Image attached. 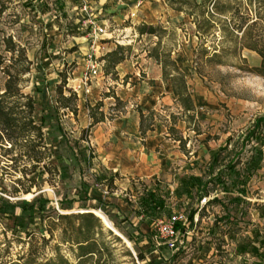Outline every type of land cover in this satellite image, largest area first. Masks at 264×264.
Here are the masks:
<instances>
[{
	"label": "rangeland",
	"instance_id": "obj_1",
	"mask_svg": "<svg viewBox=\"0 0 264 264\" xmlns=\"http://www.w3.org/2000/svg\"><path fill=\"white\" fill-rule=\"evenodd\" d=\"M108 2L106 5L101 0H94L88 4V11L97 23L101 19L108 20L105 34L96 37L95 54L99 57L120 44L129 47L124 51L126 59L115 67L112 74H105L101 67V73L90 83L89 93L79 90L77 99L71 102V106L72 103L77 106L75 114L66 108L57 109L55 99L59 84H63L64 95H69L70 88L78 84L84 74L86 53L94 38L88 32L87 15L81 2L11 0L5 3L7 8L0 14V55L8 62L10 54L4 51L3 36L10 35L25 48L32 65L30 73L23 76L22 91L31 93L37 100V112L45 116L44 141L48 149L59 153L60 158L53 160L58 174L54 175L51 170L46 177H37V185H31L28 192L32 196L26 198V193L16 194L15 188H27L31 182L21 178L17 184L15 180L21 176L19 170L23 166L29 168L31 161L22 157L13 162L10 158L17 156L18 150L4 156L0 149V176L3 177H0V196L12 203H20L44 195L52 200L49 205L57 210L63 194L72 198L79 187L86 189L93 199L84 203L76 201L72 210L60 212H79L82 204L96 206L124 237L129 234L134 240L129 246L113 232L109 235V229L98 217L103 228L96 238L103 251L93 260L99 259V264H264V257L251 251V246H256L264 255V247L259 246V241L264 239V126L257 132L258 142L255 138L245 139L255 120L264 115V77L252 69L259 65L260 57L240 47V33L237 38L229 33L223 34L217 20L209 33L197 35L191 19L162 5V0L142 1L140 6H134L142 11L140 14L123 13L122 17L110 10L124 0ZM230 2L238 7L240 14L246 15L247 12L253 17V8L245 0ZM248 8L252 12H248ZM141 23L156 26V33L139 34L136 26ZM155 47L161 56L169 53L185 74L196 107L194 117L184 116L171 94L169 83H156L158 78L161 79V69L149 56ZM62 79L64 82L61 83ZM4 80L5 74L0 68L1 88ZM165 95L170 96L167 103H158V99ZM99 101L105 118L103 123L90 126L87 105L94 106ZM139 110L144 117L152 112L151 118L144 123L152 126V130L145 135L139 131ZM173 117L177 118L175 122ZM169 126L174 128L173 134L169 133ZM95 127L111 134L117 131L116 141L135 143L138 153L148 151L157 156L160 159L158 173L150 180L138 181L136 176L120 180L118 174L115 176L107 171L97 159H85L80 168L73 167L69 148H73L76 154L81 147L93 152ZM175 137H181L184 144L174 140ZM115 140L113 138L112 142ZM132 146L125 144L123 149ZM256 152L260 155L257 156ZM213 153L215 163H211ZM134 156L137 157L136 152ZM252 156L259 160L257 167L250 163ZM231 165L235 166L236 174L227 169ZM219 170L229 192H224L222 185L210 182V175L213 177ZM192 175L201 177L203 184L188 194L182 190L180 180ZM243 175L248 177L244 196L235 186ZM110 177L113 178L112 186L106 184ZM154 181L163 187L165 207L150 220L149 230L153 229V221L167 217L174 210H184L189 217L193 212V217L198 211L199 199L204 196H214L218 200L213 202L211 199L210 204L200 210L197 229L185 250L172 252L163 246H155L154 230L150 236L139 230L143 219L133 214L126 220V215L117 210L122 206L126 208L124 212H128L131 203L137 207L136 198L143 185ZM236 196L240 198L239 202L232 199ZM103 197L107 198L105 206L103 200L97 199ZM50 214L55 219V212ZM19 215L22 213L18 206L15 217ZM22 216L21 222L37 232L35 244L40 257L53 256L52 247L58 241L59 233V226L53 223L56 221L48 222L43 215H36L33 220ZM14 223L13 217L0 215V244L7 248L1 250L0 260L18 258L27 248V244L14 238L16 233L26 240L24 233L14 231L17 230ZM47 226L53 229L54 239L45 243L39 235ZM243 246L245 249L240 250ZM138 250L145 255L143 261L137 257ZM60 251L71 262L75 261L68 245H61Z\"/></svg>",
	"mask_w": 264,
	"mask_h": 264
},
{
	"label": "trees",
	"instance_id": "obj_2",
	"mask_svg": "<svg viewBox=\"0 0 264 264\" xmlns=\"http://www.w3.org/2000/svg\"><path fill=\"white\" fill-rule=\"evenodd\" d=\"M11 0H0V14H2L6 8V2ZM249 7L253 8L254 15L240 14L237 6L233 5L230 0H165L168 7L177 12H182L187 15L191 21L195 24L196 34L201 36L209 33L214 26V21L217 20L221 23L222 33H229L233 38H237L240 33L238 44L242 48L251 50L260 57L259 65L252 68L253 72L259 76L264 77V0H245ZM248 12H252L251 8H248ZM139 34H155L156 26L152 24L141 23L136 26ZM89 32V30H88ZM236 32V34H234ZM4 51L9 53L10 56L6 61V58L0 55V68L3 74H5V80L2 88L0 87V149L3 151V155H9L15 150H18L17 156H12L10 159L16 162L19 158L26 157L28 161H31V166H23L20 170V177L16 178V183H20L21 178L28 179L31 183L27 188H15L16 194L20 192L28 194L31 185H37V177L44 178L47 174L53 170L54 175L58 174L57 164L53 161L54 158H60L59 153L53 152L48 149L47 144L44 141V114H38L37 112V100L31 93H24L22 91L21 84L25 81L23 77L29 74L31 71L32 61L27 57L26 50L20 46L11 36H3ZM235 41V40H234ZM129 47L117 45L113 50L105 52L98 57L99 61H102V69L105 74H112L115 72V67L123 62L126 57L124 51ZM149 56L153 57L161 69V79L167 84H170L171 92L175 97V101L181 106L185 117H194L196 114V107L192 99V95L188 89L187 80L185 74L181 71L174 59L170 58L169 53L164 56L157 53V47L153 48V52H149ZM62 76V75H61ZM64 79L61 80V83ZM63 84H59L56 87V108L69 109L73 114L77 112L76 104L74 102L77 99L76 92L70 88L69 95H64L62 92ZM108 96V95H107ZM102 102H97L94 106H88L89 116L91 118L90 126H93L104 120L103 111L100 110ZM96 112V113H95ZM139 131L142 135H145L148 130H152V126H145L147 118H151L152 112H149L148 117H144L140 112ZM177 118L173 117L175 122ZM189 121H187V124ZM264 126V115L258 117L251 130L246 135L247 141L255 138L258 142L260 137L257 135L258 130ZM174 128L169 126V133L173 134ZM85 131V135H86ZM84 135V137H85ZM174 140H178L184 144L181 137H175ZM182 144V146H183ZM70 147V146H69ZM70 156L73 167H81L82 161L85 159L90 160L93 158L92 150L87 151L86 147H81L78 150V154L74 152L73 148H69ZM87 152V153H86ZM79 155L81 156L79 158ZM259 156L260 152H256ZM212 162L215 163V154H211ZM258 159L251 157L250 163L257 167ZM211 165V164H210ZM9 166V165H7ZM72 167V168H73ZM234 165L228 166V170L231 173L234 172ZM220 171L213 177L210 175V182L222 185L224 192H229L226 186H224L221 180ZM3 178L2 176H0ZM238 177V176H237ZM236 177V178H237ZM0 178V179H1ZM113 178H107L106 184L112 186ZM248 181V177L243 175L237 180L235 186L237 192L244 196V186ZM81 184H85L83 181ZM180 185L182 190L186 193L199 187L203 184L202 178L199 176H189L186 179L181 178ZM234 186V185H233ZM232 186V187H233ZM205 188V187H204ZM204 190V189H203ZM72 191V190H71ZM207 192L206 190H204ZM164 190L159 182H153L149 185H143V189L139 192L136 198L137 207L131 203L130 214L140 216L144 222L148 225L151 223V219L155 218L165 207V200L163 198ZM72 198H67L68 194H63V197L58 201V208L55 210L51 204L52 200L44 195H39L29 202L22 201L20 203H12L9 200L0 196V215L5 217H13L15 232L20 231L24 233L25 239L22 240L16 233L14 238L19 240L22 244H27V248L22 255L15 259L0 260V264H99V259L93 260L95 256H101L103 251L102 246L97 242L96 235L102 230L100 219L92 212H69L62 213L60 211L72 210L73 203L76 201L86 202L89 199H93L89 196L86 189L79 187L77 193ZM234 201L239 202L238 196L232 198ZM213 202H218L216 197L213 198ZM20 207L22 215L26 216L30 220H33L36 215H43L48 222L55 220L57 226H59L58 241L53 245V256L42 258L39 253V248L35 244L38 237L34 228H27L24 222H21L23 216L19 215L15 217V208ZM82 210L96 209V206H86L82 204ZM55 212V219L51 218V214L47 213ZM98 210V209H96ZM57 211V212H56ZM193 212L190 215L192 218ZM127 216V217H128ZM127 217L124 218L127 220ZM145 219V220H144ZM45 232L39 235V239L42 242L48 243L54 239V233L51 226L45 227ZM112 231H108L111 235ZM153 233L151 228L147 236ZM48 235V237H46ZM119 240L118 237H115ZM129 242H134L133 238L127 234L125 237ZM26 241V242H25ZM7 245V244H6ZM9 245V243H8ZM61 245H68L70 253L73 255L75 261L71 262L64 254L61 253ZM259 246L264 247V239L259 241ZM7 249V248H6ZM0 244V257H2ZM245 249L243 246L240 250ZM251 251L255 255H259L262 258L263 252L256 246H251ZM137 257L143 261L145 255L140 250L137 251ZM254 264V263H253ZM259 264V262H257Z\"/></svg>",
	"mask_w": 264,
	"mask_h": 264
},
{
	"label": "crops",
	"instance_id": "obj_3",
	"mask_svg": "<svg viewBox=\"0 0 264 264\" xmlns=\"http://www.w3.org/2000/svg\"><path fill=\"white\" fill-rule=\"evenodd\" d=\"M142 1H145V3L149 2V0H124V2H122L121 5L118 4L116 6L117 8H112L113 10L112 9L110 10L109 8V10L113 12L116 11L118 13L117 16H121V17L124 15L123 13H127L125 15L131 13V16H134L136 12L139 14L142 12L138 10V7H134L136 4L140 6ZM101 3L109 5L108 0H101ZM162 5L168 7L167 4L165 3V0H162ZM169 9L172 10L171 8ZM156 83H161L164 85L162 80L159 78L157 79ZM168 99H170L169 95L161 96V98L158 99V103L166 104ZM115 135L119 136V132L116 131L113 134H111L110 131L107 132L105 129H102L101 127H99V129L96 128L93 132V139H92L93 141L92 145L94 148L93 158H91L90 160L97 159L99 165L105 167L107 171L111 172L115 176L116 174H118L120 180L134 176L138 177L137 178L138 181L139 180L144 181V179L150 180V178L154 177L158 173L157 170L159 169H157V164H160V159H157V156H155L152 153H149L148 151L138 153L139 148L136 146L135 143H130V142L128 143L126 142V140L116 141ZM113 138L115 140L114 142H112ZM125 144L128 145L132 144L133 148L128 147L127 149H123ZM140 146L141 148H144V146L142 145ZM135 152L137 157L134 156ZM97 199H100L101 201L103 200L102 203L104 206L107 203L106 202L107 198L103 197ZM120 207L121 208L118 207L117 210L121 211V213L125 214L127 217L130 211V207H128V212H124L126 208L122 206ZM132 215L133 214H130L127 217V220L130 219ZM137 218H141V217L138 216ZM141 222L142 223H140L139 225V230L142 234L146 235L149 231L150 226L143 220H141ZM153 252H156V250H154Z\"/></svg>",
	"mask_w": 264,
	"mask_h": 264
},
{
	"label": "built area",
	"instance_id": "obj_4",
	"mask_svg": "<svg viewBox=\"0 0 264 264\" xmlns=\"http://www.w3.org/2000/svg\"><path fill=\"white\" fill-rule=\"evenodd\" d=\"M82 4V10L85 11L87 17L85 23L88 26L90 35H94V38L90 45V50L85 56V68L84 74L80 77L78 84L71 88L79 94L81 90L84 94L89 93V87L91 81L101 73L102 62L98 60V56L95 54L97 48L96 37L105 34L108 20L101 19L100 23H97L92 14L88 11V4L94 0H77ZM211 196H204L199 199L197 204V212L192 219L187 215L184 210H174L167 217L159 218L153 221V230L155 232V246H163L167 250L177 252L185 250L190 246L192 241L193 232L197 229V222L199 221V212L203 208L210 204ZM202 220V219H201Z\"/></svg>",
	"mask_w": 264,
	"mask_h": 264
},
{
	"label": "bare ground",
	"instance_id": "obj_5",
	"mask_svg": "<svg viewBox=\"0 0 264 264\" xmlns=\"http://www.w3.org/2000/svg\"><path fill=\"white\" fill-rule=\"evenodd\" d=\"M31 193L25 194L24 197L28 198L31 197ZM79 212H92L93 214H95L97 217H99L100 219L103 220V222L105 223V225L109 228H111L112 230H114V232L116 234H118L119 236L122 237V240L124 242H126L129 246H131V243L114 227V225L107 219V217L100 211V210H96V209H89V210H79ZM126 244V245H127ZM127 245V246H128ZM128 246V247H129Z\"/></svg>",
	"mask_w": 264,
	"mask_h": 264
},
{
	"label": "water",
	"instance_id": "obj_6",
	"mask_svg": "<svg viewBox=\"0 0 264 264\" xmlns=\"http://www.w3.org/2000/svg\"><path fill=\"white\" fill-rule=\"evenodd\" d=\"M107 227V226H106ZM110 231H112L116 236H118L120 239H122V237L121 236H119L118 234H116L115 232H114V230H112L111 228H109V227H107ZM130 249V248H129ZM130 251L133 253V251L130 249Z\"/></svg>",
	"mask_w": 264,
	"mask_h": 264
}]
</instances>
